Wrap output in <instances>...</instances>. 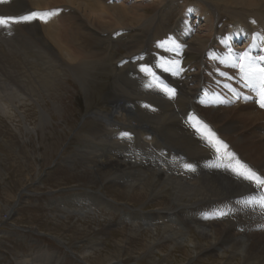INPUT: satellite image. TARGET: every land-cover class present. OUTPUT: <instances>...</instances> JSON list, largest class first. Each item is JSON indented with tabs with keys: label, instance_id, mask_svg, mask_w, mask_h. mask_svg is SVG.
<instances>
[{
	"label": "bare ground",
	"instance_id": "bare-ground-1",
	"mask_svg": "<svg viewBox=\"0 0 264 264\" xmlns=\"http://www.w3.org/2000/svg\"><path fill=\"white\" fill-rule=\"evenodd\" d=\"M146 1L0 2V16L19 17L32 11L44 15L54 9L61 10L46 20L10 23L7 28L0 26V87L6 82L27 88L25 72L36 68L30 77L38 75L42 88H51L61 71L54 70L57 63L62 69H69L83 87L98 73L112 74L113 98L109 109L95 110L93 118L98 124L90 133L86 132V145L79 151L91 167L109 170L107 180L114 188L119 190L135 184L144 190L150 186L151 197L169 196L174 208L133 214L144 221L137 222L139 227L162 229V237L152 240L151 247L145 250L151 252L172 241L175 242L173 249H178L188 240L196 251V256L189 259L190 264L218 252L226 256L223 264H264V211L258 205L244 203L258 200V194L249 181L231 171L239 169V161L264 174V109L255 102V93L244 87L239 68L232 66L231 54L245 50L232 43L240 35L228 33L221 25L223 17L217 13L222 6L225 11L231 10L239 23L253 25L250 18L264 17V0H206L207 8L197 3L196 9L189 10L187 16L203 19L204 23L191 34L186 24L185 27L181 23L176 25L180 28L176 39L168 28L169 19L164 20L162 13L145 18ZM140 21L143 22L138 27L129 26ZM257 31L258 27L254 26L251 32ZM89 32L103 36L101 42H106L108 49L86 50L83 42ZM251 32L249 36L244 35V40L251 39L252 44ZM119 43L126 44L129 50L113 59V49ZM255 43L258 47L250 49V53L259 55L264 41L257 39ZM135 61L144 64L146 71L134 67ZM150 66L157 69L158 77H147ZM164 87L174 89L175 96H169ZM248 95L253 98L246 100ZM152 131L159 133L160 143H148ZM122 133L128 135L122 136ZM119 141L129 142L148 157L154 155L152 159H159L160 164L151 159L147 161L155 167L146 166V161H132L119 152ZM186 163L192 165L191 170L184 167ZM85 199L91 205L115 210L108 198L95 192L88 193ZM85 199L75 194L51 207H63L62 215H67L69 209L84 216L90 210ZM221 212L227 215L221 216ZM122 217L132 220L133 224L136 222L126 212ZM192 228L203 242L191 237ZM96 242L84 247L88 255L97 247ZM21 261L25 264L28 259L23 256ZM106 263L111 264L102 260L98 264Z\"/></svg>",
	"mask_w": 264,
	"mask_h": 264
},
{
	"label": "rangeland",
	"instance_id": "rangeland-1",
	"mask_svg": "<svg viewBox=\"0 0 264 264\" xmlns=\"http://www.w3.org/2000/svg\"><path fill=\"white\" fill-rule=\"evenodd\" d=\"M147 3L145 18L162 13L164 20L169 19L168 28L174 32L175 39L177 33H180L177 30L180 31V28L176 25L181 23L185 27V13L188 15L190 9H196L197 3L202 6L205 4L203 7L207 8L206 0H148ZM221 7L217 12L223 17L221 25L228 33L232 31L240 35L239 40L232 39L234 46L246 49L251 43L246 47L245 43L251 39L244 40V35L249 36L254 26L264 36L262 15L258 19L250 18L253 25L250 22L244 25L238 22L231 10L225 11ZM142 22H132L129 26L138 27ZM202 23L203 19L187 16L186 26L189 27L190 34ZM101 39L103 36L89 32V37L83 42L85 49H108V44L102 43ZM128 50L126 44L119 43L113 49L115 54H112V58L124 56ZM168 51L171 55L172 51ZM231 58L237 60L233 54ZM138 62L132 64L141 68L144 64ZM58 65L60 63L55 64L54 70L61 71L51 88L43 89L38 75L30 77L31 73L36 72V68L25 72L23 78L27 88L6 82L4 87H0V106L3 107L0 111V264H22L23 256L28 259L25 264H32V261L41 264H98L100 260L111 264H190L189 259L196 256V251L188 240H184V246L182 244L178 249H173L175 242L172 241L151 252L145 250V247H151L152 240L162 237V229L160 226L153 227L155 230L146 226L139 227L137 222L144 221L133 216L138 212L151 214L164 208H174L169 196L151 197L150 186L141 190L142 186L135 184L126 185L127 188L120 186L118 190L107 180L109 170L91 167L92 164H87L79 151L86 145L87 134L98 124L93 118L95 110L109 109L108 105L113 98L111 90L114 76L98 73L93 81L87 82L88 85L83 87L69 69H62ZM150 68L146 72L147 77H158L157 69ZM152 133V139L148 141L145 138L148 143H160L159 133ZM118 143L119 152L132 161H146V166L155 167L156 165L147 161L151 159L160 164L159 159H152L154 155H144L129 142ZM169 150L175 153V150ZM93 192L108 198L115 210L91 205L85 196ZM134 193L137 196L132 195ZM75 194L84 198L91 210L84 216L69 209L66 210L67 215H62L65 211L63 207H51ZM125 212L129 219L135 218L134 224L132 220L122 217ZM190 235L203 242L194 228L190 229ZM94 241H97V247L92 250L94 253L88 255L84 247ZM224 259L226 260V256L218 252L202 256L194 264H223ZM237 261L239 257L236 258Z\"/></svg>",
	"mask_w": 264,
	"mask_h": 264
},
{
	"label": "snow or ice",
	"instance_id": "snow-or-ice-1",
	"mask_svg": "<svg viewBox=\"0 0 264 264\" xmlns=\"http://www.w3.org/2000/svg\"><path fill=\"white\" fill-rule=\"evenodd\" d=\"M0 2H7V0H0ZM61 10L60 9H54L50 13H46L42 15L39 12H31L29 15L24 16H0V26H3L4 28L9 27L10 23H21V22H31L35 19H47L48 16L52 14H58ZM191 11V9H190ZM254 23V21H253ZM257 39L264 40V36H262L260 33H253V43L249 45L247 49H245L243 52H235L232 53L236 56L238 59V63L236 61L233 62V67L239 68L241 79L244 82V87L250 89L253 93L256 94L258 97L256 99V103L259 105V107L264 108V48L260 49L261 54L259 55H252L250 53V49L257 48L258 45L255 43ZM178 47H180L178 45ZM230 53L232 50H229ZM123 63V62H122ZM178 63V62H175ZM141 71H146L144 67H141ZM221 75H227V73H221ZM151 87L152 85H148ZM163 91L169 94V96L174 97L175 96V90L170 89L167 87L163 88ZM253 97L251 95L245 96L246 100H251ZM195 127V126H194ZM205 128H207V125H204ZM210 131V130H209ZM122 136H127V133H122ZM214 136L215 134L212 133ZM222 143V142H221ZM225 149H227V145H223ZM230 155L234 156V154L230 153ZM239 169L233 168L231 171L239 177H242L243 179L249 181L251 186L256 190L259 199L258 200H248L244 201L245 205L255 207L258 205V207L264 211V174H260L257 171H254L252 168L248 167L246 164L240 163ZM184 167L188 170L192 169L191 164H185ZM246 170V171H242ZM221 216L227 215V213H220Z\"/></svg>",
	"mask_w": 264,
	"mask_h": 264
}]
</instances>
